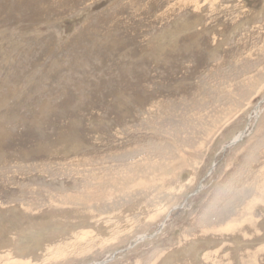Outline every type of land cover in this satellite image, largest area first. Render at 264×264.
<instances>
[{
  "label": "rangeland",
  "instance_id": "obj_1",
  "mask_svg": "<svg viewBox=\"0 0 264 264\" xmlns=\"http://www.w3.org/2000/svg\"><path fill=\"white\" fill-rule=\"evenodd\" d=\"M0 264H264V0H0Z\"/></svg>",
  "mask_w": 264,
  "mask_h": 264
},
{
  "label": "water",
  "instance_id": "obj_2",
  "mask_svg": "<svg viewBox=\"0 0 264 264\" xmlns=\"http://www.w3.org/2000/svg\"><path fill=\"white\" fill-rule=\"evenodd\" d=\"M242 138H243V134H241V135L237 138V141H239V140L242 139ZM233 142H236V140L233 141ZM233 142H232V143H233ZM232 143H231V144H232ZM231 144H230V145H231ZM231 146H232V145H231ZM198 189H200V188H198ZM151 237H153V236H148V237H145V238H151ZM145 238H144V239H145ZM144 239H142V240H144ZM139 241H141V240L138 239L137 242H139ZM123 251H124V250H122L121 252H123Z\"/></svg>",
  "mask_w": 264,
  "mask_h": 264
},
{
  "label": "bare ground",
  "instance_id": "obj_3",
  "mask_svg": "<svg viewBox=\"0 0 264 264\" xmlns=\"http://www.w3.org/2000/svg\"><path fill=\"white\" fill-rule=\"evenodd\" d=\"M5 5V4H4ZM48 5V4H47ZM7 8V7H6ZM11 11V10H10ZM144 35V34H143ZM130 41V40H129ZM189 45V44H188ZM134 46V45H133ZM181 50V49H180ZM113 51V50H112ZM187 51V50H186ZM184 52V51H183ZM205 53V52H204ZM208 53V52H207ZM182 54V53H181ZM189 55V54H188ZM183 56V55H182ZM180 57V56H179ZM202 59V58H201ZM194 68V67H193ZM166 70V69H165ZM171 73V72H170ZM173 73H175V72H173ZM168 90V89H167ZM171 90V89H170ZM168 93V92H167ZM139 102V101H138ZM257 109V108H256ZM257 111H258V109H257ZM71 138V137H70ZM50 151V150H49ZM51 154V153H50ZM254 226V225H253ZM250 235V234H249ZM142 239H144V237H142V238H140L139 240H141L142 241ZM120 260V259H119Z\"/></svg>",
  "mask_w": 264,
  "mask_h": 264
}]
</instances>
